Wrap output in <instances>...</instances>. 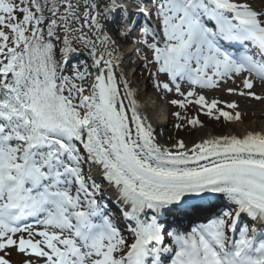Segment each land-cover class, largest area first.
Here are the masks:
<instances>
[{"label":"snow or ice","instance_id":"obj_1","mask_svg":"<svg viewBox=\"0 0 264 264\" xmlns=\"http://www.w3.org/2000/svg\"><path fill=\"white\" fill-rule=\"evenodd\" d=\"M253 102L264 0H0V264H264Z\"/></svg>","mask_w":264,"mask_h":264},{"label":"rangeland","instance_id":"obj_2","mask_svg":"<svg viewBox=\"0 0 264 264\" xmlns=\"http://www.w3.org/2000/svg\"><path fill=\"white\" fill-rule=\"evenodd\" d=\"M139 75V74H138ZM139 79L144 82V77L143 76H140ZM149 99L150 100H154L155 99V96H154V92L153 90H151V88L149 87ZM252 105L254 106V108H252ZM249 106V109L251 110L252 113L256 112L257 114L260 113L261 114V108L264 106V105H260V104H256L255 102H253V104ZM261 112H259V111ZM168 106H167V103L166 101H161L160 102V114L163 116V118L165 119L164 121V126L162 127L161 130H158V133H162L163 135H165V138L167 139L168 136L170 135H173L174 134V130H171L168 128V122H167V119H168ZM256 117H258L256 115ZM202 120L205 119V122L208 123L207 121V118L204 117V116H201L200 117ZM259 118V117H258ZM246 119H252V117H247ZM216 127V129L219 131L220 128H221V125L220 124H215L214 125ZM181 136H184V137H187L185 133H180ZM11 261H12V264H20V261H22L24 259L23 256H20V255H17L16 253H13V255L10 257Z\"/></svg>","mask_w":264,"mask_h":264},{"label":"bare ground","instance_id":"obj_3","mask_svg":"<svg viewBox=\"0 0 264 264\" xmlns=\"http://www.w3.org/2000/svg\"><path fill=\"white\" fill-rule=\"evenodd\" d=\"M148 115L150 116L151 120H152V123H153V126L154 128L156 129V134H157V131L158 130H161L162 127L164 126V121L165 119L163 118V116L161 114H157V110H155L153 108V101L152 100H148ZM252 108H254V106L252 105ZM159 113H160V109L158 110ZM259 111V110H257ZM262 111V112H261ZM261 114L260 113H252L250 109H248V115L245 117V119L247 117H252V119H246V121L250 122L253 126H257V125H264V106L261 108ZM256 115L259 117H256ZM159 138H162L163 134L159 133V135H157ZM185 139H187L188 137H184Z\"/></svg>","mask_w":264,"mask_h":264}]
</instances>
